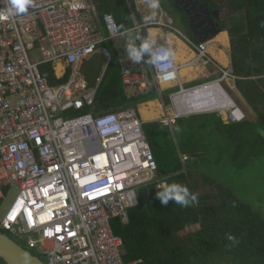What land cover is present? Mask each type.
Listing matches in <instances>:
<instances>
[{"label":"built area","instance_id":"obj_1","mask_svg":"<svg viewBox=\"0 0 264 264\" xmlns=\"http://www.w3.org/2000/svg\"><path fill=\"white\" fill-rule=\"evenodd\" d=\"M100 21L104 30L89 0H32L24 15L0 12V209L17 190L0 214V228L48 264H143L124 261V241L112 220L129 222L138 189L159 182L158 164L136 108L95 110L113 59L104 44L126 32L112 13ZM188 41L211 61L207 42ZM96 53L105 60L96 85L88 87L82 66ZM120 63L125 97L147 94L152 87L147 63L127 54ZM179 67L175 56L153 65L157 82L177 83ZM223 79H236L232 69H222L218 81ZM198 87L181 84L172 94L176 113V99ZM224 113L225 123L246 118L236 104ZM189 114L194 112L164 122Z\"/></svg>","mask_w":264,"mask_h":264},{"label":"trees","instance_id":"obj_2","mask_svg":"<svg viewBox=\"0 0 264 264\" xmlns=\"http://www.w3.org/2000/svg\"><path fill=\"white\" fill-rule=\"evenodd\" d=\"M199 1L220 12L221 30H227L231 40L236 86L253 108L256 119L250 121L246 117L242 122L225 123L217 113H208L179 117L168 124L162 120L143 123L158 164V180L162 184L187 185L198 195V201L190 207L171 201L163 205L156 197L159 182L140 187L139 204L130 209L129 222L112 220L115 234L124 241L125 262L142 259L143 264H264V0ZM161 2L171 15V1ZM89 3L96 8L97 21L105 13H112L122 31L133 28L145 33L147 29L139 26L143 23L135 0ZM224 8L227 13L221 18ZM104 45L114 56L97 93L96 111L114 105L136 106L153 99H159L163 106L170 104V94L178 88H160L150 63L147 65L152 89L127 99L122 88L119 53L113 41ZM42 69L51 66L43 65ZM50 80L55 82L54 75ZM197 117L203 119L201 124H196ZM211 146L221 157L228 154L225 164L229 163L232 175L216 179L205 171L202 180L209 188L200 190L195 173H200L198 161L211 165ZM220 155L217 161L221 163ZM185 156L199 159L189 163L188 159L184 161ZM256 162L261 168L258 175ZM186 230L192 231L186 241L175 243L177 235Z\"/></svg>","mask_w":264,"mask_h":264},{"label":"crops","instance_id":"obj_3","mask_svg":"<svg viewBox=\"0 0 264 264\" xmlns=\"http://www.w3.org/2000/svg\"><path fill=\"white\" fill-rule=\"evenodd\" d=\"M135 1H136L137 10L140 15L139 20L141 19V22L143 23L142 25H139V26L147 27V29L145 30V33L151 34L152 38L156 41V46L168 45L169 48L172 49V51L174 52V56L178 64L182 65L180 68V80H179L180 84H183L185 87H192V86H196L198 84L207 82L209 80H212L211 78L213 76H215V78H218L219 75L222 74V69L230 68L233 71V65H232V60H231V40H230L229 32L227 30L221 31L219 34H217L213 38L206 41L207 46H208L207 54L211 60L208 62L206 61L207 60L206 58L204 59L200 58L197 54V50H195V48H193V46L189 43L188 39L193 40L195 42L197 41L192 37V34H190L188 30L184 28L185 26L182 25L183 24L182 21L174 18L173 16L174 11L172 9H171L172 14L170 15V13L166 11L163 4H161L162 2L160 0L161 7L158 10H155L156 11L155 18L151 22H149L147 25H145L143 21V17L150 15L153 10H151L148 7L146 0H135ZM91 6L94 7L93 5ZM99 21L100 19L96 23L101 29H103L104 28L103 24L101 21L100 22ZM176 29H178L179 31H177ZM129 30H132L135 36V31L133 30V28L128 29L127 31ZM223 33H226L225 39L221 37ZM113 42H114V46L116 47L119 53V56L126 55L125 53H122L120 49H118L117 45H115V41ZM136 43L138 44V42ZM121 47L125 49L124 45H121ZM148 70H149V67H148ZM121 80H122V74H121ZM227 86L232 87V89H235V91L233 90V93L234 92L238 93L239 94L238 97L242 99L243 103H245L252 111H254L251 105L246 101L245 97L241 94V92L237 88L236 80L234 81L228 80ZM167 88H164V89H167ZM149 103H154L153 108L152 107L150 108L154 112L151 111L152 114L149 119H144V118L143 119L149 120V121L159 120L158 116L160 115V112H161L160 107L163 106L162 103L159 101V99H153V100L139 103L136 105L137 109L141 113L143 106L147 107ZM126 106H129V105H124V106L114 105V106H111L110 109L108 110L105 109V110L111 111V110H115L119 108L122 109V107H126ZM208 113H212V112L201 113V115L208 114ZM217 114L220 115L219 113ZM197 115H200V114H196V116ZM188 116H193V115H185L182 117H188ZM170 122H175V121L170 120L169 123Z\"/></svg>","mask_w":264,"mask_h":264},{"label":"clouds","instance_id":"obj_4","mask_svg":"<svg viewBox=\"0 0 264 264\" xmlns=\"http://www.w3.org/2000/svg\"><path fill=\"white\" fill-rule=\"evenodd\" d=\"M146 2H147L148 7L153 11L151 12L150 15L143 17V21H144L145 25H147L149 22H151L155 18V16H156L155 10H158L161 7L160 0H146ZM0 3H2L4 5V8L0 9V12L5 13L6 16L14 17V16H21V15L26 14L29 11V8L31 7L32 0H6V2H5V0H0ZM186 29H188V28H186ZM188 32L191 34L189 29H188ZM137 41L139 42L138 44L136 43ZM191 41H193V40H191ZM204 42H206V41H204ZM124 48H125V52L127 54L128 59L135 62V63L145 62V63H150L152 65H158L160 62L164 61L166 58L174 57V52L172 51V49L168 48V49L162 50V49L158 48L156 46V41L152 38L150 33H141L138 30L135 32V36H134L133 40L126 41ZM179 66H180L179 67V80H180V68L182 65L179 64ZM155 75H156V73H155ZM221 76H222V74H221ZM219 78H221V77H218V78L213 79V80H209L207 82H204V83L198 84L196 86H192V87H198V86L201 87L203 85L210 84L214 81H218ZM179 80L177 83H175L173 85H168V84L160 85L158 82L157 83L160 86V88H162V89L167 88V87H168L167 89H174V88L178 87L177 91H179L180 85H181ZM224 80L228 81L231 79L220 80L221 84ZM227 84H228V82H227ZM222 86H223V84H222ZM192 87H186V88H192ZM223 88L226 90V88L224 86H223ZM151 89H152V87H151ZM177 91H174V92H177ZM174 92H172L170 94L171 102H173L172 101V94ZM227 93L229 94L228 91H227ZM235 104H236V102H235ZM131 107L136 108V106H131ZM207 112H218L220 114V116H222L224 113V112H221L218 110L207 111ZM207 112H194V114H189V115H196V114L207 113ZM138 115H139V118L144 123L145 121L141 117L139 110H138ZM182 116H184V115H182ZM182 116H179V117H182ZM179 117H177V118H179ZM246 117H247V115H246ZM240 122H242V121H240ZM157 189L158 190L156 192V197L160 200L161 204H163V205H168L169 202L171 201L174 204L179 205L181 207H190L198 201V195L196 193L192 192L187 185L179 183V182H171V183H167V184H159L158 183ZM138 196H139V194H138ZM130 200L133 203L135 202V193H130ZM0 230H1V232L6 233L7 235H9L10 238H12L11 235L6 230H4L2 228H0ZM231 238L232 237L230 236L229 239H231ZM15 242H17V241H15ZM18 244H20V243H18ZM20 245L23 246L22 244H20ZM26 249L32 250V249H29L28 247H26ZM34 255L40 258V256L37 255V253ZM123 258H124V256H123Z\"/></svg>","mask_w":264,"mask_h":264},{"label":"water","instance_id":"obj_5","mask_svg":"<svg viewBox=\"0 0 264 264\" xmlns=\"http://www.w3.org/2000/svg\"><path fill=\"white\" fill-rule=\"evenodd\" d=\"M174 7L178 10H184L187 16L190 17L187 27L190 30L192 37L199 42L208 41L222 30L217 19L212 17V14L217 18L220 17L219 10L211 11L208 3H201L199 0H170ZM191 10H196L197 16L206 15L207 24L203 21L194 25L193 15ZM105 57L101 53H96L91 59L86 60L82 66V71L88 81V87H94L101 73L102 65ZM0 261L3 264H48L39 257L33 255L29 250L23 248L15 242L6 233L0 231Z\"/></svg>","mask_w":264,"mask_h":264},{"label":"rangeland","instance_id":"obj_6","mask_svg":"<svg viewBox=\"0 0 264 264\" xmlns=\"http://www.w3.org/2000/svg\"><path fill=\"white\" fill-rule=\"evenodd\" d=\"M172 9L174 11V14H173L174 18L175 19H179L181 21V19L183 18V14L180 11H178L177 9L173 8V7H172ZM224 10H225V12L221 13V18H224L226 16L227 8H224ZM184 28L186 29V27H184ZM125 33L126 34H124L120 38L115 39L114 41H115V45H117L118 49H120L122 51V53L126 54L125 49H123L121 47V45L125 46L126 41L133 40L134 33L132 32V30H129V31L125 32ZM34 55L38 58V53H36ZM219 77H221V75H219ZM213 78H215V76H213L211 79H213ZM200 82H202V81H200ZM200 82H198V83H200ZM227 82L228 81L224 80L222 82V84L226 88V90L229 92V94L233 98L234 102H236V104L241 107V109L245 112V114L247 115V118L250 121H255L256 115H255L254 111H252L245 103H243L242 99L238 97V95H239L238 93H235V92L233 93V90L235 91V89H232V87H228L227 86ZM106 84H107V81L104 83V85H106ZM217 86L221 87V84L219 82H217ZM218 90L223 92L222 88L218 89ZM229 104H230V101L226 105H229ZM136 108H137V106H136ZM211 109H213V108L200 107L199 110L203 111V110H211ZM160 110H161V112H160V115L158 116V118H159V120H163V121L167 120L168 118H173L178 113V112L176 113V110H175V107L173 105V102H170V104L167 105V106L160 107ZM216 113H218V112H216ZM184 114H187V113H184ZM223 116H225V113H223ZM141 117L143 118L142 114H141ZM144 121L147 122L149 120H144ZM195 121H196V124L197 123L201 124L203 122V119L197 117V118H195ZM210 153H211V157L213 159L212 163H210L211 165H209L208 163L205 164V163H202L201 161H198L199 164H200V166L198 167V169L200 170V173L199 172L195 173V175L197 177V180H195V182H196V185H199L200 190H205L206 188H209L207 186V184L202 180L205 171H208V173H211L212 176L214 175L213 177H215L216 179H225V178H229L232 175V170L230 169L229 163L225 164V161L226 162L228 161V159H227L228 154L227 153H223L222 157H221V155L217 152V149L215 147H212V146H211V152ZM219 155L221 157L220 161L222 160L221 163L217 161ZM223 158H225V160ZM196 159H199V158H195L193 160H190V158H189L188 160H190L189 163H191V162L196 163ZM188 160L186 159V161H188ZM254 167H256L255 168V173H256V175H258V173H260V171H261V168L258 165V162L255 163ZM201 169H203V170H201ZM16 196H17V190L16 189H12L10 191V193L8 194L7 198L5 199L4 205L0 209V214L5 213L7 206L14 200V198ZM190 232H192V231H190V230L187 231L186 230V231L180 232L177 235V237L175 238L176 240L174 242L175 243H183V242H185L187 237H188V235L190 234ZM21 244L23 245V248L26 249L27 245L25 243H23V242ZM29 251L33 255L37 253V251L34 250V249L29 250ZM40 259L43 260L45 263H48L47 259L44 258L43 256H40ZM0 264H3V262L0 261Z\"/></svg>","mask_w":264,"mask_h":264},{"label":"bare ground","instance_id":"obj_7","mask_svg":"<svg viewBox=\"0 0 264 264\" xmlns=\"http://www.w3.org/2000/svg\"><path fill=\"white\" fill-rule=\"evenodd\" d=\"M221 37L225 39L226 33H223ZM217 82L221 84L220 81H214L210 84H206L197 88L196 92L194 93H186L183 97H178L176 99V109L178 112L177 114H188L190 112H207L214 110L225 112L229 108H232L235 104L233 98L223 88L222 84L221 87L217 86ZM221 88L223 92L218 90ZM229 101L230 104L226 105L227 103H229ZM153 104L154 103H149L147 107L143 106L141 113L144 119H149L151 117V111L153 110H151L150 108H153ZM200 107H209L213 109L201 111L199 110Z\"/></svg>","mask_w":264,"mask_h":264},{"label":"flooded vegetation","instance_id":"obj_8","mask_svg":"<svg viewBox=\"0 0 264 264\" xmlns=\"http://www.w3.org/2000/svg\"><path fill=\"white\" fill-rule=\"evenodd\" d=\"M172 3V5H173V7H174V4H173V2H171ZM175 8V7H174ZM176 9V8H175ZM211 9V8H210ZM178 10V9H177ZM178 11H180L182 14H183V16L184 17H186L185 19H186V23L184 24V26L186 27V28H188L187 27V23H188V20L190 19V17L189 16H187V14L184 12V10H178ZM211 11L212 12H214L215 11V9H211ZM191 12H192V15L194 16L193 17V20H194V25L195 24H199V23H201V22H203V21H206L205 23H203V24H207V22H208V20H207V18H206V15H203V14H201L200 16H197L196 14H197V12H196V10H191ZM183 17V18H184ZM212 17L213 18H215V19H217V21L219 22L220 21V17L219 18H217L215 15H213L212 14ZM181 21H182V19H181ZM183 22V21H182ZM220 23V22H219ZM188 30V29H187Z\"/></svg>","mask_w":264,"mask_h":264}]
</instances>
